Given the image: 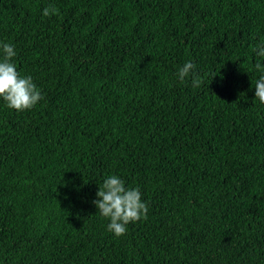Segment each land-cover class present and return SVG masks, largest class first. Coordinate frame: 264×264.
<instances>
[{"label": "trees", "instance_id": "1", "mask_svg": "<svg viewBox=\"0 0 264 264\" xmlns=\"http://www.w3.org/2000/svg\"><path fill=\"white\" fill-rule=\"evenodd\" d=\"M261 40L264 0H0L44 97H0V264H264ZM110 175L149 206L119 238Z\"/></svg>", "mask_w": 264, "mask_h": 264}, {"label": "clouds", "instance_id": "2", "mask_svg": "<svg viewBox=\"0 0 264 264\" xmlns=\"http://www.w3.org/2000/svg\"><path fill=\"white\" fill-rule=\"evenodd\" d=\"M57 13L55 7L43 10V16L49 17ZM3 56L0 58V97L10 109L16 111L30 110L44 99L41 90L34 84L31 76L22 77L11 62L15 56L13 45L0 44ZM259 58L264 59V40H261L254 49ZM192 62L185 63L178 71L181 82L190 74L194 87L201 85L202 78L195 70ZM255 68L261 73L255 81V96L264 104V65L260 62ZM97 199L93 202L98 209V214L110 220L108 231L117 238L126 233V226L141 219H147L149 206L142 200L139 188H127L125 182L116 175L108 176L97 192Z\"/></svg>", "mask_w": 264, "mask_h": 264}]
</instances>
